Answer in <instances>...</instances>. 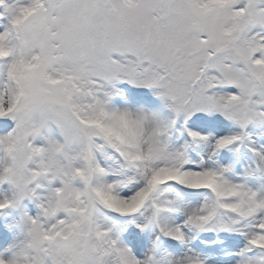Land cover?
I'll list each match as a JSON object with an SVG mask.
<instances>
[{"label": "snow or ice", "instance_id": "1", "mask_svg": "<svg viewBox=\"0 0 264 264\" xmlns=\"http://www.w3.org/2000/svg\"><path fill=\"white\" fill-rule=\"evenodd\" d=\"M0 264H264V0H0Z\"/></svg>", "mask_w": 264, "mask_h": 264}]
</instances>
